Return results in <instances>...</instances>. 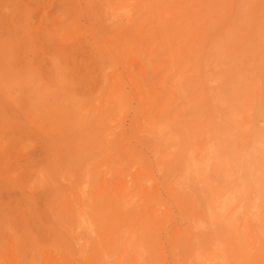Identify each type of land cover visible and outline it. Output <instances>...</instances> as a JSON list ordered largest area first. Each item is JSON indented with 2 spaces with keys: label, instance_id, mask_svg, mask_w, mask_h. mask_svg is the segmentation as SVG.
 I'll list each match as a JSON object with an SVG mask.
<instances>
[{
  "label": "bare ground",
  "instance_id": "1",
  "mask_svg": "<svg viewBox=\"0 0 264 264\" xmlns=\"http://www.w3.org/2000/svg\"><path fill=\"white\" fill-rule=\"evenodd\" d=\"M70 2H73V1H70ZM70 2L68 4V8H70V4H71ZM94 2H96V0H94ZM98 2H96V5ZM115 2L117 3V8H116V5L114 4L113 5L115 6L116 11L113 14L111 12H107L111 14V16L109 17L112 18V17L117 16V18L118 17L122 18L123 22H125V25L128 26L129 30L133 28L137 32L136 38L140 37V40H141V37H145V38H148L147 41L150 40V43H151L152 39H154L157 46L163 49L164 53H166V55L169 57L171 74H169L167 78L165 77V80H162L161 82H159L156 87V95L157 93H160L158 94L159 96L162 95V100H161L162 106L160 107V109H162L163 111H168L170 110V108H175L173 103L171 104L168 103V100L172 99V95L170 93L171 90L170 91L167 90V88L173 85L174 83H176L180 91H183L187 94L190 93L192 95V96L189 95L191 97V102L190 103L188 102V107L185 110L180 108V110H184L181 112L178 110L177 112H180V114H176L172 112V114H170V117L167 116L165 118L159 119V118H155V116H151L148 110V103H147L148 93H146L144 89L139 88V87L134 90L126 88L125 78L122 76V73L118 67L121 61L120 59L121 54L119 53V50H120L119 45L107 47L106 44L102 40L103 38H101L102 36L100 37L96 33L95 30H94L95 31L94 33L92 32L93 36L92 34L89 33V35H91V41L93 37V44L91 45V47H93L92 48L93 56L90 55L91 60L90 58L89 60L94 61L93 58H95V62H96L94 64L95 66L92 68L93 73L89 72L90 77L88 78V82L86 79H83V77H81L82 75L81 72H80L79 77L75 76L78 79L82 78L83 81L85 80V82L88 83L87 85L86 83L84 84L85 89L87 88L86 91L83 88L84 89L83 92L81 90L82 93L80 91L75 92L74 89H78L75 87V83H74V80L76 81V79L72 78V75L69 76L68 74L67 76V73H69V71L75 72L73 71V68H71V65L73 66L72 64L73 60H74L73 62H77L75 61V58H77L76 53H75L76 56H73V60H69V62L71 61L70 62L71 64H69L70 66L68 65L69 70L68 68H66L68 70L66 74L64 73L65 70L59 69L57 60H52L54 62L53 63L54 66L52 64V67H50V71L52 70L51 68L53 67H55V69H53L52 72L49 71V73L52 74L53 71L55 70L54 77L56 78H53V76L50 74L51 78L46 79L44 76H42L44 75L42 71L39 72L40 75H38V73H34V71L32 73V70L30 71L27 70L25 73H23L24 76H22L19 73V71L15 67H13V66H16V64L19 61L25 60L30 65H32L33 68L43 67V66L39 67L38 64L36 66L35 62L37 60L32 61L31 57H29V59L25 57L24 55L25 48L29 49L30 46H33V48L35 47L36 53L38 56L41 54V51H40L39 46L36 47V45L34 44L35 43L34 39L38 37L39 35L40 37H44L46 39L45 43L47 42V39H48L49 41L48 48H49L50 40L51 42H53V40H55V37H57L59 31L58 33L56 32V36H55V34L51 35L50 32H48L47 30L44 31L40 27L41 30L37 31L38 32L37 34H39L37 36V34H33L34 32H32L31 24L29 25L28 20L26 21L25 19H24L25 21L24 24L20 25L22 28L18 29L19 25L17 24L19 23L16 22L17 20L15 21L13 17H11L12 15H14V11H13L14 6L12 9V7L8 5V7L10 6V8L12 9L10 11L13 13L8 11L9 10L8 9L6 10V16L0 17V24H2V28L4 24L6 26V27L4 26L5 30L0 27L1 28L0 29L1 30L0 31V63L2 64V65L0 64V66H2L3 68V70H1L0 68V79H1V76H2L1 82L4 80L13 79V83L17 87H21L23 91L20 92L22 96L21 97L19 96L20 98H18V100L20 99V101L18 100L13 101V99H16V96H17L16 94L13 95L14 98L11 97L12 99L10 98V100H8L9 101L8 114H5V112H7L6 110L7 105L4 104V107H6V109L4 108V110L6 111L4 112L3 117L0 116V119L1 118L3 119V121L0 122V125H6L7 124L6 121H8V124L10 122V125L12 126L22 125L23 127V125H30L31 131L32 129L33 130L35 129L34 130L35 134H37L36 130L39 132V129L41 128V127L40 128L37 127L38 125H41V126L43 125V127L44 125H53L52 127L55 128V132L57 131L58 135L54 133V136L56 138H54L53 136H49V139L50 138L53 140L57 139V141H55L54 143L57 146H58L57 142H59V140L61 139V141H64L65 144H68V147H65L63 149L62 146H65V145L61 144L62 143L61 141H60L61 142L60 144L63 150L62 149L59 150L60 146L58 147L57 150H55L53 143L51 147L50 145L48 146V148L50 147L49 149L52 150V154L54 150L55 156L52 157L51 161L54 160V163L52 165H54L55 167V165L57 164L56 161L59 158L58 163H59L60 168L58 170L62 171L61 175L64 174L65 176L67 175L69 176L68 178L66 177L67 179L66 178L65 179L69 180L70 185H71V183H74V180L71 182V179L69 178L70 176L74 175L76 171L78 174H80L79 175L80 179L83 182L88 180L87 176H88V170L90 169V167L87 161L90 160V157H91L90 153L92 152L91 147L93 146V145H89L90 141L95 140V139H98V141L99 139L106 141L108 139V135H110L109 133L110 126L112 125V127H114V125H120L121 118H123L121 117L123 111L126 109L128 110L131 109L133 114L131 113L132 118H131L130 125H137L139 127V130L137 132H140V130L143 131L146 138H149V139L155 138L156 140L157 138L156 136L158 135L165 136L166 134L174 135L176 136V138L178 137V140H179L178 152H180V154L179 153L178 154L183 157L181 159H184L185 157L186 162H183L184 163L183 166L179 167L182 161L178 160L180 163L179 162L177 163H179L180 165L178 164L179 166L178 165L177 166L180 169L178 168H177L178 170L176 169L174 178L176 179L177 185L178 184L180 185V188L183 187L187 189L186 191H188L187 192L188 195L186 199L193 202L197 206L201 207L203 210V212L202 211L200 212V215H196L191 219V227L197 228L198 226H202L204 224V221H206L205 223H208L209 220L212 219V217H214L213 212H212V207H215L216 210L217 209L224 210L227 204L231 203V201L236 197L239 199L238 202L240 201L241 205L243 204L245 213H249L250 215L252 211H255V213L257 214L256 216L258 218V221L255 223H252L251 228L246 233L249 238L247 237V240L245 241V246L247 247V250L245 252H243L242 250L243 246H241V242L239 241V239H237L238 237L243 238L241 234L242 231H239L237 227H234V226L232 228L226 227V228H220L217 231L215 230L216 231L215 235H211V236L202 235L200 236V238L198 237L197 240L195 239L194 241L183 242L182 247H181L182 251L180 252H182L183 255L186 256V258L190 259L193 264H208L209 262H213L214 264H264V255H262L264 254V160L262 159L264 157L263 147H262L263 140H264V132L262 131V129H260L256 125L244 124V123L238 122L235 119L237 109L248 110V105L249 103H251V101L245 102L246 98L251 93L250 94L247 93V96L244 99H242L239 96L238 91H239L240 86L246 85L247 87H249L247 89L248 91L249 89H254L256 87L258 88L257 78L259 74H261V79H264V50H263V46H264V0H239L237 3L234 4L233 7H232V4L229 3V0H115ZM6 3L5 4L3 3V7L4 5L6 6ZM78 3H81V2L78 1ZM99 3H100L99 4L100 7H103V9L108 10V11L111 7H114L113 5L110 7V5H108V2L106 0H101ZM74 4L75 2H73V5ZM248 4H254L255 6L258 7V8L256 7L257 10L255 11V15L257 14L256 17H258L259 19L258 26H257L258 30L256 31L257 39L255 40V43L258 48L262 46V50H260L261 52L257 51L256 53L253 54L251 58L250 68L245 70V69H242L241 67V64L244 62V58H242V56L240 55L235 45L236 43H238V38H237L238 34L240 36V33H247V32L249 33L250 31L249 28H251L249 25V20L251 16L245 12L246 11L245 7ZM75 5L74 7L72 6L74 12L76 10ZM99 5H97L98 8H99ZM93 6L95 8V5ZM3 7L0 9V11L3 10ZM5 8L6 7H4V9ZM99 9L98 11L101 13ZM92 10H93V7H92ZM230 10L238 11L236 20L233 21L231 19V21L229 22L227 21L228 20L227 19L225 20V23H222L228 11ZM7 12H10V14L9 13L7 14ZM76 12H78V10H76ZM70 13H68V15ZM74 15H72V18ZM60 17L62 16L60 15ZM76 17L78 16H75V18ZM97 18H99L98 15H97ZM110 19L108 20V18L106 17L105 21L104 20L103 21L105 23H108V21L110 22ZM90 20H93V18ZM67 21H69V19ZM202 23L203 25L211 26V28L214 27L215 25H220L222 23L220 26L221 27L223 26L221 29L223 34L221 36L218 35L219 37L216 39V41L213 40L214 38L212 39L211 37L209 40L210 45L208 46L205 45L206 43H208V41L207 42L205 41L206 43H203L204 41L201 42L199 38V42L201 44L203 43V46H204L201 48L206 47L205 51L208 50L210 46L209 50L207 51V54L205 52V54H203L204 55L203 57L201 56L199 57L198 55L195 54L193 50V49H196L198 46V45L196 46L198 39L196 40L194 37L193 38L194 40H193L191 37L195 33L193 31H197L198 29L197 27L204 28L201 25ZM84 24L85 23H83V26ZM58 26L61 27L60 24H58ZM58 26H56L55 29L59 28ZM73 26H75V23ZM119 26H121V24ZM74 28L75 27H73V30ZM77 28H78V25H77ZM91 28L90 29L88 28L89 31L91 30ZM61 29H60V32H62ZM67 29L63 30V32L65 31L66 33L64 34V37L68 33ZM204 29L209 30L208 27L207 28L205 27ZM106 30L105 32L107 33ZM126 30H127V27H126ZM208 30L206 31L210 32ZM50 31H53V30L50 29ZM70 31L71 30H69V32ZM199 31H202V29H200ZM220 32L219 34H221ZM254 32L255 31L253 28V33ZM71 33L73 34L74 32H71ZM83 33L87 34V31ZM197 33H201V32L197 31ZM61 34H59V36H61ZM141 34H145V36H141ZM201 34H207V33L205 32ZM59 36H58V39H59ZM116 36L118 37L117 34ZM64 37L62 36L63 40L65 41ZM204 37L206 39V35H204ZM118 38H120V36ZM211 39H212V42H211ZM246 41H247V44H249V40H246ZM83 42L85 41L82 40V43ZM45 43L43 42L40 44L41 45L44 44L45 46ZM142 43L144 44L145 41L144 42L141 41V44ZM250 46H251V43H250ZM37 48H38V51H40L39 53L37 51ZM199 48H200V45H199ZM138 49H134V51H139ZM228 49L230 50L232 49V50L227 55L226 52ZM45 50L42 52L43 55L46 52ZM141 50H143V48ZM70 51L68 52L70 53ZM89 52H90V49H89ZM153 52H154V49H153ZM197 54L200 55V53H197ZM46 55L49 56L47 53ZM67 55L68 53L66 54V56ZM225 55H226V58H225ZM68 56L72 57V55H68ZM245 57L248 62V54ZM80 59H81V56H80ZM148 60L150 61V59ZM49 61H50V66H51V62H52L51 59ZM90 61H88V57H87V64ZM212 61H216V62L212 63ZM145 62H147V60ZM34 63H35V66H34ZM210 64H214L213 65L214 68H210L211 67ZM30 65L27 66V68L30 67ZM8 66L10 67V69H8L9 68ZM78 66H80L79 63L75 66L76 67L75 73L78 72L77 70L79 69ZM89 66L91 68L93 65H89ZM63 67L65 68V65ZM196 68H198V71ZM88 69L89 67L86 68L85 70H88ZM149 69L150 68H148V71ZM146 71H147V67L145 71L143 72H146ZM154 71L156 72L155 68H154ZM49 73L46 72L45 75L46 74L49 75ZM152 75H154L153 72H152ZM6 76H7V79L5 78ZM211 82L213 83L215 82V84L213 85L216 87L212 85L210 87ZM152 84H154V82L151 83V85ZM80 86L82 89L81 84ZM154 86L156 85L154 84ZM1 87L3 86L0 85V96L2 93L3 96H1V98L4 97L3 99H5L7 98L6 94H7V91L9 92L8 90L9 88H7L6 93H5L4 87L3 88ZM210 88L212 89L210 90ZM153 89L155 90V87ZM153 89H151L152 93H153ZM255 90L256 89H254V91ZM11 92H14V91H12V89L10 90L9 97L12 96ZM209 92H212L211 95ZM256 95L257 93H254V97H256ZM7 99L5 101L2 99L1 100L4 103H7L6 102ZM263 100H264V96H263ZM3 102L1 103L3 104ZM20 102L22 103L19 104ZM225 102L228 103V113L231 117L229 121L227 120L228 122L223 123L224 125L226 124V126L222 124L224 126L222 127L220 123H219L220 125L214 124L216 121H215L214 116L212 118V115L219 114L218 109ZM0 108L3 109V106H1ZM222 109L220 107V110ZM4 110L0 111V115H2L1 112L3 113ZM223 111H226V110L224 109ZM165 113L166 112H164V115ZM209 116H211L213 120L209 118ZM216 117L218 118L219 116L216 115ZM221 118L222 116L220 112V117H219L220 122H221ZM4 119L6 121H4ZM212 122H213V125L211 124ZM222 122H224V120ZM31 125L33 126L35 125L36 128L35 127L31 128ZM13 129L15 130L16 128H13ZM61 129L63 130L61 131ZM114 130L113 132H115ZM17 131H20V130H16L14 134ZM40 132H42V130H40ZM2 134H3V130L0 135L2 136ZM14 134H11V135H14ZM42 134H44L43 137L45 138V141H46V136H48V133L46 134L45 129H44V133L42 132ZM204 135L208 136V140H207L208 144L203 145L199 148H197L196 145L191 144V143H194V140H197L196 138L204 136ZM13 137L15 139V136ZM110 137L111 135L109 136V138ZM143 137L140 136V139H142ZM14 139H12V141H14ZM51 139L48 141L52 142L53 140ZM9 140L11 141V139ZM48 141L47 143H49ZM43 143L45 142H42L41 140V143H40L39 141L40 145ZM119 143L121 144V142ZM225 143L227 144L226 148L224 147ZM4 145L5 144H3V146ZM45 145L47 144L45 143ZM3 146L1 147L2 149L5 147ZM42 147L43 149L45 148L44 144ZM220 147L225 148V149L221 148L222 153L218 152V149ZM11 149H9V151ZM195 150H197L198 154L204 157L202 161H196L195 160L196 158L194 159L192 157L194 154L192 156L190 155V153ZM6 151H8V149ZM48 151L46 152V154H48ZM223 151L225 153H223ZM3 152H4V149H3ZM179 155H178V159H179ZM259 155H261L262 158ZM44 156L45 155L43 154L42 158L40 159L43 160L45 158ZM50 156H51V153H50ZM125 156L127 157V155ZM0 157L4 158V156H0ZM47 157L49 158V156ZM47 161H44L43 164L45 162L47 163ZM49 165L50 164L48 163L47 167H49ZM52 165H50V167ZM211 165L213 167V172H216L218 176L223 177L224 175L225 177L229 179L228 189L226 191H225V188H224V191H221L215 187L207 188L206 185L205 186L202 185L200 187L199 183L200 182L203 183V181H205L206 175L208 173L207 172L208 167L211 169L210 167ZM6 166L10 170H12V168H10L7 165V163H6ZM42 166L43 165H41V168H39L38 170L40 169L42 170ZM44 169L45 170L43 172L45 171L47 172V169L46 168ZM51 169L55 170L53 167ZM157 169L159 171V168ZM46 172L44 173V175L46 174ZM147 173H148L147 166L146 168L145 166H142L140 174L135 180V184H134L135 187L133 188L134 191L132 192V190H130V192L128 193L123 191L121 194L122 202L120 203V205H122V208L124 210L126 208V204L128 205L129 203L131 205L133 204L132 201L135 200L134 201V205H135L136 199L140 198L139 202L137 201L138 203L136 207L130 209L129 211H127L126 209L127 213H124V216H126L125 221L128 218H130L128 219L129 229L132 227L131 237L132 236L133 237L130 239V241H133V244L130 247V243L128 242V248L132 249L133 247V250H136V253H137L136 257L141 258V260L138 259V261L136 263L134 262V264H159L161 263V260L158 257L159 252H161L159 247L161 246L157 239V233H156L157 227L155 224V220L159 219L158 211H161L162 209L157 210V208L160 207L162 202H164V199L162 198V196L159 195L158 198L152 201V199L150 198L152 195L150 196L148 193H144V185H145L144 183L145 181H148L147 177L149 173L148 174ZM240 173H242L243 175V179L241 178L242 179L241 181L239 180ZM37 176H36L37 179L42 178L40 177V175H37ZM40 179H39V182H40ZM48 179L49 178H47V181L45 182V184H47V182L49 181ZM51 180L52 179L50 178V181ZM171 181H172V177H171ZM172 182L174 183V181ZM40 184L41 183H39V187L41 186ZM165 184L168 185V183H165ZM43 186H44V183H43ZM55 186H56V183H55ZM71 187L73 186H70V188ZM80 187L82 188V186ZM89 187L86 193H88ZM53 188L54 187L52 185V189ZM110 191L112 192L111 189ZM126 191H128V189ZM149 191L147 190V192ZM57 192L55 191L56 194ZM63 192L65 191L63 190ZM46 195L48 196V194ZM141 198H143V203L139 204L140 201L142 202ZM150 201L155 202L153 203V205L157 206L159 203L160 205H158V207L152 206L148 210L146 206ZM237 209H240V204ZM64 210L66 211L65 215L67 216V218L75 219L79 225H84L85 227H87L88 233L94 230L92 219H90L89 204L83 203L82 201L81 202L70 201L68 202ZM252 219H253V216H252ZM130 221H133L132 225H130L131 223ZM217 224H213L212 226L214 225L217 226ZM205 228H206V225H205ZM127 230H128V227L126 228V231L124 232H127ZM198 233H200V231ZM230 233H235L236 238L230 236ZM252 239H256L258 241L259 246L257 250H259L261 253L259 257L254 256L253 254L254 252L252 253V249H254L255 247L252 242L253 241ZM256 240H254L255 245L257 243Z\"/></svg>",
  "mask_w": 264,
  "mask_h": 264
},
{
  "label": "rangeland",
  "instance_id": "2",
  "mask_svg": "<svg viewBox=\"0 0 264 264\" xmlns=\"http://www.w3.org/2000/svg\"><path fill=\"white\" fill-rule=\"evenodd\" d=\"M0 1H1L0 9L3 7V3L5 4L8 1L7 2L8 4L6 3V6L4 5V7L6 8L4 9L3 7V10L0 11V17L6 16V10L9 9L8 11H10L13 9V6H14V9H15V10L13 9L14 15H12L11 17H13V19L15 21L17 20L16 22L19 23L17 24L19 25L18 29L22 28L20 25L24 24L25 22L24 19H25L26 21L28 20L29 25L31 24L32 32H34L33 34H37L38 33L37 31L42 29L44 31L47 30L48 32H50L51 35L55 34L56 36V32L58 33L59 31L57 37H55V40H53V42H51L50 40L49 48H48V45H49L48 39H47V42L45 43L46 39L44 37H40V35L37 34V36L38 35L39 36L34 39L35 41L34 44L36 45V47L39 46L42 55H43L42 52L46 49L45 50L46 52L44 53L43 56L41 54L37 56L36 48L35 47L33 48V46H30L29 49L25 48V52H24L25 57L28 59L29 57H31L32 61L37 60L35 62L36 66L38 64L39 67L41 66L43 67L33 68L32 65H30L25 60L19 61L16 64V66H13V67H15L22 76H24L23 73H25L27 70L29 71L32 70V73L34 71V73H38V75H40L39 72L42 71L44 73V75L42 76H44L46 79L51 78V75L53 76V78H56L54 77L55 70L53 71L52 74L49 73L50 67H52V64L54 63L52 60H57L59 69L65 70L64 73L66 74L69 70L68 65L71 64L70 63L71 61L69 62V60H73V56H76L75 55L76 53L77 58H75V61L77 62H73L74 61L73 60L72 64L74 67L71 65V68H73V71L76 72L75 66L79 63L80 66H78L79 69H77L79 74L78 72L75 73V72L69 71V73H67V76L69 74V76L72 75V78L76 79V81L74 80L75 87L78 88L79 90L74 89L75 92H79V91L81 92V90L83 92V90L85 89L84 84L85 83L86 85L88 84L87 83L88 78L90 77L89 72L93 73L92 68L95 66L94 64L96 63L95 58H93L94 61H90L91 60L90 55L93 56V49H92L93 47H91V45L93 44V37L91 41V35H89L90 33L93 36V33L96 31V33L100 37L102 36L101 38H103L102 40L106 44L107 47L119 45L120 47L119 53L121 54L120 64L122 66L119 64L118 67L122 73V76L125 78L126 88L134 90L139 87V88L144 89L146 93H148L147 103H148V110L151 116H155V118L160 119V118H165L167 116L170 117V114H172V112L176 114H180L181 111H184L188 107V102L189 103L191 102V97L189 96L191 94L190 93L187 94L183 91H180L176 83H174L175 85L173 84L169 86L168 87L169 89L167 88V90L169 91L171 90L170 93L173 99L172 101V99H170L169 97L171 101L168 100V103L169 104L173 103L175 108H170V110L168 111H163L162 109H160V107L162 106V101H161L162 95L159 96L158 94L160 93H157L156 95V87L159 82H161L162 80H165V77L167 78L169 74H171L169 57L166 55V53H164L163 49L157 46L154 39H152L151 43H150V40L147 41L148 38H145V37H141V40H140V37L136 38L137 32L133 28L129 30L128 26L125 25V22H123L122 18L120 17L117 18V16H115V17H112L113 18L112 19L111 17H109L111 16V14L107 12H111L113 14L116 11L114 5H116V8H117V3L115 2V0H109V1L106 0L108 2V5H110V7L114 4L113 5L114 7H111L109 11L103 9V7H100L99 2L101 0H96V2L99 1L97 5H99L100 9L97 7L96 2H94V0H85V2L84 0L82 1L81 0H69V1L68 0H0ZM70 1L75 2V4L77 2V4L76 5L74 4V5H75V9L78 10V12H76V10L74 12L73 2H70ZM78 1H80L81 3H78ZM238 1L239 0H236V1L229 0V3L232 4V7H233L234 4L237 3ZM69 2L71 3L70 8H68ZM8 5H10L12 9L10 8V6L8 7ZM93 5H95V8ZM92 7H93V10H92ZM256 7L257 6H255L254 4H248L245 7V10H246L245 12L251 16L249 20V25L251 27L249 29L251 33L249 31V33L248 32L240 33V36L238 34V37H237L238 43H236L235 45V47H237V50L239 51L242 58H244V62L241 64V67L242 69H245V70L250 68L251 58L253 54L256 53L257 51L261 52L260 50H262V46L258 48L255 43V40L257 39L256 31L258 30L257 26H258V21H259L258 17H256L257 14L255 15V11L258 8ZM98 9L101 11V13L98 11ZM67 11L68 13H70L71 11V13L68 15ZM230 11H228L227 13L229 17L226 15L222 23H225V20L227 19H228L227 21L229 22L231 21V19L233 21L236 20L238 11L233 10L234 13L233 11L231 12ZM10 12H7V14L8 13L10 14ZM230 13L233 17L230 15ZM60 15L62 17H60ZM72 15H74L73 18H72ZM97 15L99 18H97ZM75 16H78V17L75 18ZM106 17L108 18V20L111 18L110 19L111 23L109 21L108 23L104 22ZM92 18L93 20H90ZM68 19L69 21H67ZM77 20L80 21L81 23L78 22ZM74 23H75V26H73ZM83 23H85L84 26H83ZM58 24H60L61 27L58 26ZM120 24L121 26H119ZM77 25H78V28H77ZM90 25L92 26V28ZM201 25L204 28L208 27L209 30L208 29L206 30L210 32H207L204 28L197 27L198 32H201V33L206 32L207 34L197 33V31H193L195 32L194 34L192 33L193 36L191 38L193 39L195 37L196 40L198 39L197 44H196V46L198 45L196 48L197 50L196 49H193V50L195 54L198 55L199 57L200 56L203 57L204 56L203 54H205V52L207 54V51L210 48L209 46L208 50L205 51L206 47L201 48V47H204L203 43H206L208 41V43L205 44L208 46L210 45L209 40L211 37L212 39L214 38L213 40L216 41V39L223 34L221 30L223 26L221 27L220 25H215L214 27L211 28V26L203 25V23ZM4 26L2 28V24H0V27L5 30L6 26L5 27ZM56 26H58L59 28L55 29ZM123 26L125 27V29ZM73 27H75L74 30H73ZM126 27L128 31L126 30ZM88 28L89 29L91 28V30L89 31ZM199 28L202 29V31H199L200 30ZM218 28L221 30V32ZM253 28L255 31L254 33H253ZM50 29H52L53 31H50ZM60 29L62 30V32H60ZM65 29H67L68 33L64 37V34L66 33L65 31L63 32V30ZM69 30L71 31L69 32ZM105 30L107 31V33L105 32ZM125 30L127 33L125 32ZM86 31H87V34L83 33ZM218 31L221 34H219ZM71 32H74L76 35L74 33L72 34ZM115 33L118 35V37L120 36V38H118ZM59 34H61V36H59ZM204 35H206V39ZM58 36H59V39H58ZM62 36L64 37L65 41L63 40ZM141 36H145V34H141ZM199 38L201 42L204 41L202 44L199 42ZM212 39H211V42H212ZM82 40L85 42L82 43ZM246 40H249V44H247ZM42 41L45 43V46L44 44L42 45L40 44V43H43ZM141 41L142 42L145 41V43L141 44ZM250 43H251V46H250ZM199 45H200V48H199ZM142 48L143 50H141ZM89 49H90V52H89ZM134 49H138L140 52L134 51ZM153 49H154V52H153ZM231 50L230 49L227 50L226 52L227 55L229 54ZM263 50H264V46H263ZM37 51H38V48H37ZM40 51H38V53ZM68 51H70V53ZM65 52L66 54L68 53V55H72V57L71 56L69 57L68 55L66 56ZM46 53L50 57L47 56ZM197 53H200V55ZM247 54H248L249 63L247 62V59L245 57L247 56ZM79 55L81 56V59ZM87 57H88V61H90L88 62V64H87ZM225 58H226V55H225ZM50 59L52 61L51 66H50V61H49ZM143 59L145 61L147 60V62H145ZM148 59H150V61ZM214 62L216 61H212V63ZM35 63H34V66H35ZM29 65L30 67L27 68V66ZM64 65H65V68L63 67ZM89 65H93V66L90 68ZM213 65L214 64H210L211 66L210 68H214ZM88 67L89 69L85 70ZM146 67H147V71L143 72L145 71ZM0 68L1 70H3L2 66H0ZM66 68H68V70ZM148 68H150L149 71H148ZM154 68L156 72L154 71ZM8 69H10V67ZM51 69L53 70L55 69V67ZM196 69L198 71V68ZM52 70L50 72H52ZM46 72L49 73V75L46 74L47 77L45 75ZM80 72L82 74L81 77H83V79H86L87 82H85V80L83 81L82 78L81 79L76 78L80 76ZM152 72L156 76V78L154 75H152ZM5 78L7 79V76ZM257 79H258V88L257 87L254 88L256 89L255 91L254 89H249L247 91L249 87H247L246 85L240 86L239 91H238L239 96L242 99H244L247 96V93L249 94L251 93L245 100V102L251 101V103H249L248 105V110L237 109L235 119L238 122H241L244 124L256 125L260 129H262V131L264 132V100H263L264 79H261V74L258 75ZM1 80H2V76L0 79V85L4 87L5 93H6L7 88H9L8 89L9 92L11 89L12 91H14V92H11L12 96L10 97H9V92L7 91L8 96L6 94V97L9 99L7 98L3 99L4 97L1 98V96H3V94L1 93L0 107L3 106V109L1 108L0 109L4 110V108L6 109L7 107L6 109L7 112H5L6 110H4L3 113L1 112L2 115L0 116L3 117L4 112L5 114H8V107H9L8 100H10L11 97L14 98L13 95L16 94L17 95L16 99H13V101H17L18 98L22 96L20 92H22L23 89L21 87H17L13 83V79L4 80L2 82ZM147 82H149L150 84ZM153 82L156 86H154V84L151 85V83ZM80 84L82 85V89H81ZM213 84H215V82L214 83L211 82L210 87L211 85L214 86ZM154 87H155V90L153 89ZM212 88H210V90ZM151 89H153V93ZM209 93L211 95L212 92H209ZM254 93H257L256 97H254ZM1 99L4 101L7 99L6 101L7 103H4ZM18 101H20V99ZM1 102H3V104ZM21 103L22 102H20L19 104ZM4 104H6L7 106L5 105L6 107H4ZM220 107L221 109L223 107V109L220 110ZM220 107L218 109L219 114H216V115L220 117V112H221V116H222L221 122H220L219 117L217 118L216 115H212V118L214 116L215 121H216L214 123L215 125H220V124L222 125L223 123L228 122L231 117L228 113V103L227 102L223 103ZM180 108L184 110H180ZM224 109L226 111H223ZM178 110L180 112H177ZM164 112H166L165 115H164ZM131 113L133 114L131 109L130 110L126 109L123 111L122 116H121L123 118H121V121H120L121 126L114 125V127H112L111 125L109 128V133L111 137L109 138L110 135H108V139L106 141L101 140V139H99V141L98 139L90 141L89 145H93V146L91 147L92 152L90 153V156H91L90 160L87 161L90 167V169L88 170V176H87L88 180L83 182L80 179V176H79L80 174H78L76 171V173L70 176L69 178L71 179V182L74 180V183H71V185H70V181L66 180L69 176L68 175L65 176L64 174L61 175L62 171L58 170L60 168L59 163H58L59 158L56 161L57 164L55 165V167L54 165H52L54 163V160L53 161L51 160H52V157L55 156L54 150L52 154V150L49 149L52 146V143L55 147V150H57L59 146H60L59 150L62 149V147L63 149L65 147H68V144H65L64 141H61V139L59 140V142H57L58 146L54 144L55 141H57V139L53 140L50 138L54 142L48 141L50 140L49 136H53L54 138H56L54 136V133L57 134V131L55 132V128L52 127L53 125H44V127L47 126L46 128H44L43 125L42 126L36 125L37 127L39 128L41 127V128L39 129V132L36 130L37 134H35L34 132L35 129L34 130L32 129L33 131L32 132L30 129V125H23V127L22 125H19L20 127L18 125H13L14 126L13 127L12 125H10V122L8 124V121L4 119V121H6L8 125L7 124L0 125L1 126L0 130L2 129L3 134H4V135L2 134V136L0 135V153H1L0 156H4V158L0 157V264H132V263L134 264V262L136 263L138 259L141 260L140 257L139 258L136 257L137 253H136V250H133V247L132 249L128 248V242L130 243V247L133 244V241H130V239L133 237V236L131 237L132 227L129 229L128 219L130 218H128L125 221L126 216H124V213H127V211H129L130 209L136 207L140 198H137L138 200L135 198L136 199L135 205H134L135 200L132 201L133 204L131 205L129 203L128 205L126 204L125 210L122 208V205H120V203L122 202L121 194L123 191L127 193L130 192V190H132V192L134 191L133 188L135 187L134 186L135 180L139 176L142 166H145V168L147 166L148 173H149V174L147 173L148 181H145L144 183L145 184L144 193H148L150 196L152 195L150 197L152 201L158 198L159 195L162 196V198L164 199V202H162L161 205L160 203L158 204L160 205V207H158V205L157 206L153 205V203L155 202H152V201H150L146 206L148 210L152 206L158 207L157 210L162 209L161 211H158L159 219L155 220V224L157 227L156 228L157 239L161 246L159 247L161 252H159L158 254V257L161 260V263L159 264H193L190 259L186 258V256L183 255L182 252H180L182 251L181 250L182 243L186 241H194L195 239L197 240V238L198 237L200 238V236L202 235L203 236L215 235L217 230H219L220 228H226V227L232 228L234 226V227H237L239 231H242L241 234L243 238L238 237L237 239H239V241L241 242V246H243V249H242L243 252L247 250V247L245 246V241L247 240L248 236L246 233L251 228L252 223H255L258 221V218L256 216L257 214L255 213V211H252L250 215L249 213H245L243 204L241 205V202L240 201L238 202L239 199L236 197L231 201V203L227 204L224 210L223 209L216 210L215 207H212V212H213L214 217H212V219L209 220V222L211 221L210 223L209 222L205 223L206 221H204V224L202 226H198L197 228L191 227V219L196 215H200V212L201 211L203 212V210L201 207L197 206L193 202L186 199L188 195L187 193L188 191H186L187 189L183 187L180 188V185L179 184L177 185L176 179L174 178V174L178 166L181 164L179 166L181 167L184 164L183 162H186V158L184 157L185 161L184 159H181L183 157L179 155L180 152H178V149H179L178 148L179 146L178 137L176 138V136L174 135L166 134L165 136L164 135L156 136L157 137L156 140L155 138L154 139L146 138L143 131L140 130V132H137L139 130V127L137 125H130L131 118H132ZM209 118H211V116H209ZM223 120L224 122H222ZM1 121H3L2 118L0 119V122ZM211 124L213 125V122ZM223 125L222 127L226 126V124L224 126ZM33 127H35V125L34 126L31 125V128ZM13 128H16V129L14 130ZM44 129H45L46 134L48 133V136H46V141H45V138L43 137L44 134H42V132L44 133ZM63 129H61V131ZM16 130H20V131H17L14 134ZM40 130H42V132H40ZM113 130L115 132H113ZM38 133H40L41 135ZM11 134H14V135H11ZM13 136H15V139ZM140 136L142 137L144 136V137L140 139ZM9 139H11V141ZM12 139H14V141H12ZM196 139L197 140H194V143H191V144L196 145L197 148L208 144L207 135L198 137ZM41 140L42 142H45L47 144L45 145V143H43L45 146L44 149L42 147L43 144L41 145L39 144V141L41 143ZM47 141L49 143H47ZM119 142H121V144ZM60 143L64 144L65 146L61 147ZM3 144H5L4 146L6 148L3 146ZM49 145L50 147L48 148ZM2 146L4 147L3 148L4 152H3V149L1 148ZM224 147L225 148L227 147L226 143ZM224 147H220L218 149V152L222 153L221 148H224ZM262 147H263V154H264V140H263ZM7 149L8 151H6ZM9 149L11 150L9 151ZM47 151L49 155L46 154ZM49 152L51 153V156ZM223 153L225 152L223 151ZM43 154L45 155L44 156L45 158L43 160L44 161L48 160L47 163L45 162L44 164H43L44 161L40 159L42 158ZM125 155H127V157ZM178 155H179V159H178ZM190 155L191 156L193 155L192 157L194 159L196 158L195 159L196 161H202L204 159L202 155L197 153V150L191 152ZM47 156H49V158ZM259 156L261 157V155ZM262 159L264 160V157ZM178 160L182 162L180 163ZM177 162H179L180 164ZM6 163L10 168H12V170L7 168ZM48 163L52 166L50 167L49 165V167H47ZM41 165H43L42 170L41 169L38 170L39 168H41ZM52 167L55 170L51 169ZM210 167L211 169L208 167V171H207L208 173L206 175L205 181H203V183L202 182L199 183L200 187L202 185L203 186L206 185L207 188L215 187L221 191H224V188H225V191H226L228 189L229 179L225 177L224 175L223 177L218 176L216 172H213L212 165ZM44 168L47 169V172L45 171L46 172L45 175H44L45 172H43L45 170ZM157 168H159V171ZM36 174L42 177L41 179L39 178L40 182H39V179L36 178L37 176ZM239 176H240L239 180L241 181L243 179L242 173H240ZM171 177L174 183L171 181ZM47 178H49L48 179L49 181L47 182V184H45V182L47 181ZM50 178L52 179L51 181H50ZM39 183H41L40 187H39ZM43 183H44V186H43ZM55 183H56V186H55ZM57 183L59 184V186ZM165 183H168V185ZM52 185L55 189L54 188L52 189ZM87 185L88 187L90 186L88 193H86L88 189ZM70 186H73V187L70 188ZM80 186H82V188ZM116 186L119 189H117ZM110 189L112 190V192L110 191ZM127 189L128 191H126ZM63 190L65 192H63ZM147 190L148 191L150 190L149 191L150 193L147 192ZM55 191L56 192L58 191L57 194L55 193ZM46 194H48V196ZM141 200L142 202L140 201L139 204L143 203V198H141ZM70 201H79V202L82 201L83 203L89 204L90 219H92L93 228H94L92 232L88 233V228L85 227L84 225H79L75 219L67 218V216L65 215L66 211L64 209L66 208L68 202ZM239 204H240V209H237L239 207ZM252 216H253V219H252ZM130 222H131L130 225H132L133 221H130ZM212 223L213 224L218 223V224L217 226L216 225L212 226L213 225ZM205 225H206V228H205ZM127 227H128L127 232H124L126 231ZM199 231L200 233H198ZM230 236L235 237V233H230ZM252 240L255 246L254 249H252V253L254 252L253 253L254 256L259 257L261 253L259 250H257L259 246L258 241L256 239H252ZM254 240H256L257 242L256 245H255ZM208 264H214V263L209 262Z\"/></svg>",
  "mask_w": 264,
  "mask_h": 264
}]
</instances>
